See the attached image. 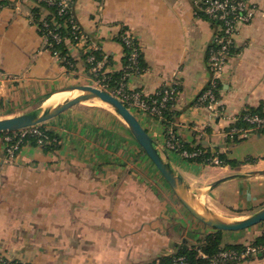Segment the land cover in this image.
Segmentation results:
<instances>
[{
    "label": "crops",
    "instance_id": "crops-1",
    "mask_svg": "<svg viewBox=\"0 0 264 264\" xmlns=\"http://www.w3.org/2000/svg\"><path fill=\"white\" fill-rule=\"evenodd\" d=\"M198 1L73 0L85 38L69 43L68 68L39 31L36 18L49 10L38 0H0V115L22 114L90 84L93 67L86 56L92 48L108 57L102 75L124 74L121 35L129 34L144 64L127 78L129 91L148 97L175 86L172 128L179 139L189 151L223 155L238 166L182 156L167 147L162 122L132 110L142 126L212 211L238 218L258 210L264 175L210 188L231 175L264 171V132L230 135L245 111L264 102V0H253L257 14L236 35L217 117L196 105L210 83L208 50L215 34L211 21L196 13ZM73 110L47 122L60 140L55 151L27 143L9 159L0 135V255L26 264H161L176 253L180 229L199 238L216 231L182 205L112 109L91 108L89 115ZM262 234L264 222L222 237L225 245H246Z\"/></svg>",
    "mask_w": 264,
    "mask_h": 264
},
{
    "label": "built area",
    "instance_id": "built-area-1",
    "mask_svg": "<svg viewBox=\"0 0 264 264\" xmlns=\"http://www.w3.org/2000/svg\"><path fill=\"white\" fill-rule=\"evenodd\" d=\"M40 3H46L47 7L57 6L58 15L61 17L67 16V20L62 25L58 19L54 18L51 22L47 20V16L40 22L42 23V31L44 32V40L48 45L50 40L60 43L63 40L61 28L70 30L74 39L81 41L85 38V34L80 28L74 14L71 11L73 0H38ZM258 11L257 5L253 0H199L197 3L196 13L201 17H205L211 21L215 34L213 42L208 50V68L210 71L209 86L200 93L197 98L196 105L207 110L211 116L217 117L222 114L219 103V95L221 91V81L224 76L226 66L232 57L236 48V35L241 26L252 23ZM122 44L130 49L128 57L129 64L126 66V72L122 75L119 86L115 90H109L108 86L100 79L93 80L97 87L113 94L120 99L131 111L136 110L146 113L160 122H162L168 131L167 133V147L176 151L182 156L200 160L206 154L201 149L189 151L184 143L179 139L178 135L172 128L173 121L168 120L164 115V110L168 109V105L174 102L178 89L168 87L160 89L157 93L147 99V96L139 91H129L126 80L129 75L139 73L138 60L140 51L138 46L129 34L123 33L121 35ZM96 49H91L89 52L93 53ZM90 62H94L93 74L98 75L108 62V57L103 56L101 60H97L94 55H90ZM105 76L103 75V78ZM244 123L248 126H234L230 135L232 138L241 137L246 138L253 132L264 131V117L258 114H245L243 117ZM41 125L32 126L16 132H8L4 134V144L9 159H14L23 145L32 143L30 139H35L37 145L44 147L52 145L55 140L50 138L46 132L41 129ZM201 161L208 162L213 165H222L223 161L217 157L203 158ZM247 248L238 253L233 250H221L211 258L212 264H224L227 262L237 261L246 262L248 259H256L264 253V245H247ZM204 258L206 255L200 253ZM209 258V257H208ZM249 261V260H248ZM0 264H10L4 257L0 256ZM173 264H189L185 257H177Z\"/></svg>",
    "mask_w": 264,
    "mask_h": 264
},
{
    "label": "water",
    "instance_id": "water-1",
    "mask_svg": "<svg viewBox=\"0 0 264 264\" xmlns=\"http://www.w3.org/2000/svg\"><path fill=\"white\" fill-rule=\"evenodd\" d=\"M67 90L80 93L57 104H44L22 114L0 119V134L45 124L80 104L101 100L110 105L125 122L138 146L153 162L179 201L196 220L213 230L222 232L241 231L264 222V206L247 216L238 218H227L212 211L201 200V192L193 187L174 166L167 151L149 135L135 114L113 94L92 84L77 85ZM257 175H264V171H250L228 176L216 181L210 190H214L222 182L230 179H245Z\"/></svg>",
    "mask_w": 264,
    "mask_h": 264
},
{
    "label": "trees",
    "instance_id": "trees-1",
    "mask_svg": "<svg viewBox=\"0 0 264 264\" xmlns=\"http://www.w3.org/2000/svg\"><path fill=\"white\" fill-rule=\"evenodd\" d=\"M41 4L43 6H45L48 10H49V15L47 16V20L49 22H51L54 18L58 19V21L64 25L65 21L67 20V16L61 17L58 15V11H57V6H52V7H47L46 3L41 2ZM40 17H37L36 20L38 22V27H39V31L40 34L42 35V37H44V32L42 31V23L39 21ZM61 33L63 36V40L60 43H56L54 41L50 40V44H52L51 46H49V48L52 50V53L55 54L56 56L59 57V59H61L62 64L65 65L68 68H71L73 66V61L70 57V53H69V43L71 44H76L79 41L75 40L73 35L71 34L70 30H67L64 28V26H62L61 28ZM125 61H126V65L129 64V55L131 50L125 47ZM90 55H94L95 58L97 60H101L104 56L103 53H101L100 51H93V53L88 52L86 58L88 59V64L90 67L94 66V62H90L89 58ZM108 63V62H107ZM144 67L143 64V59L142 56L140 54L139 60H138V69L141 72L142 68ZM94 80L100 79L104 84H106L108 86L109 90H115L118 86H119V82L121 80V77L123 75V73H117V74H112V75H104L105 77L103 78V75L100 73L98 75L95 74H91ZM150 97L153 96H148L147 99H149ZM173 103L171 102L170 105H168V109L164 110V115L166 116V118L168 120L173 121L175 119V113L172 109L173 107ZM245 114H258L261 117H264V102H261L257 107H251L249 108L247 111H245L241 117H239L238 122L236 123L237 126H248V124L244 123L243 121V117ZM41 129L44 130L45 129V124L41 125ZM260 132H264V131H260ZM4 134L6 133H2L0 134L1 136H4ZM49 134V133H47ZM52 136V134H50ZM55 137V136H54ZM30 141L32 142V144L37 145V141L35 139H30ZM57 144H52L49 146H44V149L47 152H52L55 151L57 148ZM187 148V147H186ZM203 158H209V154L206 153ZM203 158H201L199 161H201ZM219 159L223 161V164H229L231 166H238V163L233 162V161H228V159L226 158V156L220 155ZM250 244L252 245H256V246H261L264 245V234H262L260 237H258L257 239H255L254 241H252ZM246 245L244 244H235V245H225L223 243V237H222V231H215L213 233L207 234L201 238H199L197 240V245H193V246H189L187 245V243H182L181 245H178L177 249H176V253L169 256V257H163L161 260V264H173V261L175 258L177 257H185L187 262L189 264H212L211 263V258L218 253L221 250H233L236 251L238 253L243 252L246 249ZM198 251H200L201 253H203L204 255L207 256V258H204L202 256H199L200 253H198ZM209 257V258H208ZM264 258V253L260 256H258L257 259H248L247 261L249 263H252L255 260H261ZM242 263V261L240 262ZM237 261H232V262H227L224 264H240Z\"/></svg>",
    "mask_w": 264,
    "mask_h": 264
},
{
    "label": "rangeland",
    "instance_id": "rangeland-1",
    "mask_svg": "<svg viewBox=\"0 0 264 264\" xmlns=\"http://www.w3.org/2000/svg\"><path fill=\"white\" fill-rule=\"evenodd\" d=\"M90 84H92V85H94V86H96V84H94L93 83V81H91V83ZM88 85V84H87ZM80 92H78V91H72V94L70 93V92H67L65 95H62L59 99H62V98H69V97H71V96H73V95H78ZM70 95V96H69ZM69 96V97H68ZM106 104H104V103H101V102H99V101H89V102H86V103H83V104H80V105H78V106H76V107H74V108H72V109H74L73 110V113H75V114H78V113H80V112H85L87 115H89V114H91V112H90V110H88V109H91V108H93V109H96V108H105V109H109L110 110V107L108 106V105H106ZM34 109V108H33ZM29 110H32V109H29ZM28 110V111H29ZM111 111H113V110H111ZM27 112V111H26ZM2 118H6V117H3L2 115H0V119H2ZM121 119V118H120ZM47 125V123H45V129L43 130L44 132H46V133H49V134H47L50 138H53V140H55V142H53L52 144H60V140H59V138L54 134V133H51L50 131H49V129H48V127L46 126ZM50 134H52V136L50 135ZM55 136V137H54ZM2 139H4V137L2 136ZM148 157V156H147ZM149 158H147V161H149V163H153L151 160H148ZM136 161H138V159L136 160ZM135 161V162H136ZM213 165V164H212ZM215 166H218V165H215ZM264 205H262L261 207H259L258 209H260V208H262ZM181 223V222H180ZM179 223V224H180ZM192 232H190L189 231V233H188V231L185 229L184 231L182 230V229H180V231H179V235H178V240H177V242H178V244L179 245H181L183 242H185V243H187V245H189V246H193V245H197V238H199L200 237V235L199 234H194V233H192ZM205 236V235H204ZM185 240V241H184ZM70 245V244H69ZM68 245V246H69ZM247 245H250V244H246V246ZM198 253H201L200 251H198ZM263 254V253H262ZM0 256H2V257H4L7 261H9V263L10 264H26V263H20V262H18V261H15V260H13V259H11V258H9L8 256H6V255H0ZM199 256H201L200 254H199ZM258 258V257H257ZM256 258V259H257ZM88 264H90L89 262H88ZM240 264H264V258L263 259H261V260H255V261H253L252 263H249L248 261H246V262H242V263H240Z\"/></svg>",
    "mask_w": 264,
    "mask_h": 264
},
{
    "label": "bare ground",
    "instance_id": "bare-ground-1",
    "mask_svg": "<svg viewBox=\"0 0 264 264\" xmlns=\"http://www.w3.org/2000/svg\"><path fill=\"white\" fill-rule=\"evenodd\" d=\"M66 92H70L71 94H72V91L71 90H66ZM62 95H65V94H60V95H56V96H54L53 98H51L49 101H47L46 103H45V105H53V104H57V103H59V102H61V101H63V100H65L66 98H62V99H59ZM70 96V95H69ZM68 96V97H69ZM97 101H99V102H101V103H104V102H102L101 100H97ZM104 104H106V105H108L107 103H104ZM105 105V106H106ZM109 107H110V105H108ZM110 109H112L111 107H110ZM113 110V109H112Z\"/></svg>",
    "mask_w": 264,
    "mask_h": 264
}]
</instances>
